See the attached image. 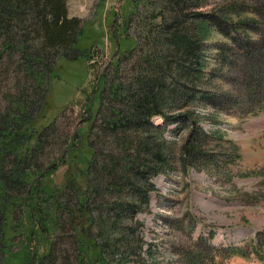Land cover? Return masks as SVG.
<instances>
[{
    "label": "rangeland",
    "instance_id": "1",
    "mask_svg": "<svg viewBox=\"0 0 264 264\" xmlns=\"http://www.w3.org/2000/svg\"><path fill=\"white\" fill-rule=\"evenodd\" d=\"M173 1H177L176 7L181 8L175 9V13H172L167 0H137L134 4L129 0H65L67 15L85 19L88 31H95L97 49L93 51L90 68L85 70L81 58L58 59L56 69L60 76L49 79L44 116L38 123L44 124L53 116L55 121L48 127L31 164H37L39 168L50 161L56 164L42 178L43 182L47 179L48 185L50 183L59 189L57 202L70 206L74 218L84 219L86 216L82 211L77 212L81 217L74 211L80 207L76 191L63 182L72 176L80 188L84 186V178L79 175L78 168L82 157L90 153L85 136L88 124L92 123L86 138L96 153L89 183L95 184L97 192L90 196L88 202V208L92 210L88 220L92 222L91 237L103 248L105 264H264V110L258 106L251 109L241 100V94L247 87L245 79L256 69L253 62L248 66L242 62V40L247 34L257 36L260 29L258 21L262 22L263 17L251 11L253 0ZM124 13L125 19L124 16L122 18ZM199 15L207 18L210 25L204 35L207 63L198 80L191 76V84L197 87L198 92H216V102L195 98L185 103L177 99L176 94L169 99L181 86L182 77L176 80L174 67L183 59L172 56L171 49L158 35L161 28L180 29L195 35L194 24ZM176 16L179 22L171 23ZM113 32L130 40L134 38L138 47L140 45L139 50L123 57L119 52L115 54L121 46H116ZM229 35L234 38V44L228 43ZM149 49H154L157 54H170L169 65L150 62ZM115 55L121 58L117 59ZM257 60L260 63L256 66H259L261 57ZM11 62H0V110L8 104L21 83H32ZM137 74L146 75L147 86L155 80L153 90L158 95L163 113L151 115L146 132L151 138L158 139L161 131L174 157L172 165L149 177L156 190H147V204L142 198L130 203L125 189L114 194L102 191L111 178L105 174L98 176L101 165L110 168L108 158L116 156L115 137L100 119L105 110L117 104L107 94L108 82L128 83ZM261 74H264V69ZM99 75L103 79L102 110L95 113L97 100L96 97L92 100L96 90L93 86L96 84L95 88H99ZM182 113L188 114L191 126H195V121L205 133H209L204 141L201 139L203 157L187 168L178 163L182 144L192 136L188 126L181 121ZM73 132H76V137L71 136ZM138 132L131 131L133 134ZM141 132L144 133L143 130ZM71 141L75 146L66 157L64 151L59 150ZM117 159L119 165L126 166V158L120 155ZM116 168V174L122 173L120 166ZM16 190L21 193L22 187ZM40 202L45 201L39 198L38 205ZM111 208L124 210L119 220H115ZM107 211L111 215H107ZM130 212L133 213L128 216ZM20 214L22 210L17 206L15 216ZM30 222L33 234L28 240L27 222L13 230L7 229L6 264H35L32 251L36 249L37 255L48 246V240L53 237L50 236L51 223L44 237L35 217ZM70 232L67 227L62 235L55 238V255L61 257L58 264H71ZM232 245L237 252L228 251Z\"/></svg>",
    "mask_w": 264,
    "mask_h": 264
},
{
    "label": "trees",
    "instance_id": "2",
    "mask_svg": "<svg viewBox=\"0 0 264 264\" xmlns=\"http://www.w3.org/2000/svg\"><path fill=\"white\" fill-rule=\"evenodd\" d=\"M136 1L129 0L132 4ZM167 1L172 13H175V9H181L176 7L177 1L176 3L173 0ZM251 11L259 16L262 15L263 19H261L262 22L258 21L260 29L256 32L257 36L247 34L242 40L244 45L242 62L246 66L253 62L256 69L245 79L247 87L246 91L241 94V100L251 109L258 106L259 109L264 110V74H261L264 69V0H253ZM123 16L125 19V13L122 18ZM178 19L179 17L176 16L171 23ZM208 23L207 18L199 15L194 24V33L197 37L180 29L164 30L161 28L160 36L156 33L168 49H171L172 56L183 59V62L176 63L174 67V71L177 72L176 80L182 77L181 86L173 92L169 99L176 94L177 99L185 103L195 98L197 100L207 99L211 103L216 102V92H198L197 87L191 84L193 83L191 76L198 80L207 63L204 58V35ZM88 29V21L76 15H67L65 0H0V62L12 61L11 63H14L23 71L24 76H28L32 81L31 84L21 83L12 98L8 100V104L0 110V264H6L4 256L7 229L13 230L14 227L18 228L19 225L27 222L28 240L33 234L30 222L32 217H35V221L39 224L41 234L46 232L51 223L52 234L50 236L53 235L48 240L45 250L37 255L36 249L32 251L35 264H58L61 261V257L55 255V238L62 235L67 227L71 229L69 239L72 252L71 264H105L103 248L91 237L92 222L88 220L92 216L88 202L90 196L97 192L95 184L89 183L90 168L94 162L93 155L96 153H94V146L92 147L86 138L92 128V123L88 124L85 136V143L90 148V153L82 157L81 166L78 168L79 175L84 178V186L80 188L72 176L63 182L65 186L76 191L80 207L74 211L75 213L82 211L83 216H86L84 219L74 218V212L70 206L57 202L59 189L50 186V183L48 185L47 179L45 183L43 182L42 178L50 173L56 164L50 161L41 168L37 164H31L35 153L41 147L42 138L48 127L55 121L53 116L44 124L39 125L38 123L44 116L45 95L48 91L49 79L51 76H60L56 69L58 59L68 61L81 58L84 70L90 68L93 51L97 49V42L95 31L89 32ZM112 35L118 46H121L115 54L119 52V55L123 57L134 50H139L140 45L138 47L134 38L130 40L131 38L114 32ZM147 37L152 36L147 35ZM227 39L228 43L234 44L232 35H229ZM149 51L150 62L169 65L170 54H157L154 53V49H149ZM115 57L121 58L116 55ZM258 57H261V64L256 66L260 63L257 60ZM115 64L116 61H114V67ZM62 70L63 67L60 73ZM102 80V76L99 75V84H97L99 88H95L96 84L93 86V90H96L92 100L94 97L97 100L95 113L102 110L100 107ZM147 80L145 74H137L128 83L110 80L107 94L117 104L108 108V111L101 112L100 118L106 130L115 137L113 140L116 149V156L108 158L110 168L101 165L98 176L102 177L105 174L110 175L111 178L102 191H110L109 194H114L125 189L128 191L126 197L130 203H135L137 199L142 198L147 204V190H156L149 177L164 171L174 161L171 148L165 143L161 131H159L158 139L151 138L146 132L150 126L151 115L163 114L161 102L153 90L155 80H151L149 86H147ZM181 116V121L188 126L189 133H192V136L186 138L187 140L182 144L180 162H178L183 168H187L189 164L203 157L200 144L203 143L208 132L205 133L195 121V126H191V119L187 113H182ZM135 130L139 131L138 134L131 133ZM76 135V132H73L71 136L76 137ZM74 146L75 142H67L59 151H64L67 157ZM120 155L127 159L126 166L125 164L119 165L117 157ZM7 156L9 158L5 161ZM117 166H120L122 173L116 174L114 170ZM134 181L141 183V188ZM10 186L15 187V191L11 190ZM20 186L22 187L21 193L16 190ZM39 198L45 202H40L38 205ZM17 206L21 208L22 214L25 209L23 214L25 219H22L23 216L20 217L22 214L15 216ZM115 208H111L112 215L115 220H119L124 210L119 211ZM132 213L130 212L128 216ZM107 215L111 214L107 211ZM43 235L45 237V233Z\"/></svg>",
    "mask_w": 264,
    "mask_h": 264
}]
</instances>
